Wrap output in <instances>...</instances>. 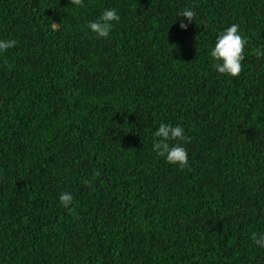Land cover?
<instances>
[{
	"label": "trees",
	"instance_id": "trees-1",
	"mask_svg": "<svg viewBox=\"0 0 264 264\" xmlns=\"http://www.w3.org/2000/svg\"><path fill=\"white\" fill-rule=\"evenodd\" d=\"M83 2L0 0L17 41L0 52V264H264V0ZM112 8L98 39L87 24ZM232 24L238 77L209 56ZM161 123L190 137L188 167L153 151Z\"/></svg>",
	"mask_w": 264,
	"mask_h": 264
},
{
	"label": "clouds",
	"instance_id": "clouds-1",
	"mask_svg": "<svg viewBox=\"0 0 264 264\" xmlns=\"http://www.w3.org/2000/svg\"><path fill=\"white\" fill-rule=\"evenodd\" d=\"M70 3L77 7H84L83 0H70ZM195 12L190 8H185L182 12L177 13L178 17H184L188 23L195 21ZM120 17L115 8L105 9L101 16L87 24V28L95 34L96 38H107L112 30L113 22L119 21ZM58 24H53L56 28ZM188 24L181 22L180 28L186 30ZM16 40H0V52H6L8 49L15 47ZM248 40L244 38L239 31L238 24H232L226 30L221 32L215 41V46L209 52L213 60V67L220 74H227L231 77H238L242 72V61L244 60V49ZM257 58L264 57V51L255 49ZM169 141H176L175 144H169ZM181 142H190V137L184 134V128L180 125L171 126L161 123L158 129L153 133V151L159 156L164 157L166 162L173 165H179L181 169L188 167V155ZM100 175L99 172L93 173V179ZM90 184V181H86ZM73 195L69 192L61 193L59 196L60 204L70 211H75L70 207L73 204ZM252 242L260 248H264V233H252Z\"/></svg>",
	"mask_w": 264,
	"mask_h": 264
}]
</instances>
